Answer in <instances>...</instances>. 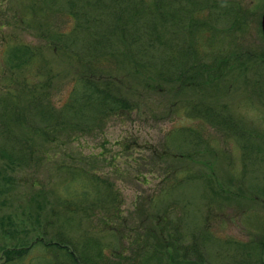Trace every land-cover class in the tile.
Listing matches in <instances>:
<instances>
[{"label":"rangeland","instance_id":"obj_1","mask_svg":"<svg viewBox=\"0 0 264 264\" xmlns=\"http://www.w3.org/2000/svg\"><path fill=\"white\" fill-rule=\"evenodd\" d=\"M263 12L0 0V264H264ZM109 27L102 67L134 108L92 99L78 113L77 61ZM21 44L41 57L22 72L9 60ZM11 78L45 86V111L24 87L13 101Z\"/></svg>","mask_w":264,"mask_h":264},{"label":"trees","instance_id":"obj_2","mask_svg":"<svg viewBox=\"0 0 264 264\" xmlns=\"http://www.w3.org/2000/svg\"><path fill=\"white\" fill-rule=\"evenodd\" d=\"M162 13V12H161ZM141 13L136 12L135 17ZM148 14V13H147ZM123 16L122 14L120 16H117V22L122 23L124 22V19L121 18ZM163 17H165V14H163ZM129 22V21H126ZM98 28V27H97ZM115 27H109L108 29L112 31ZM91 30V27H83V32H86L87 35L89 34ZM117 30V33L120 32L123 35H126V27H117V29H114V31ZM113 31L112 33H107L106 29L105 32L98 33L95 35L91 40L97 41L100 39H104L105 46L104 47H95V48H88L85 47L84 49V55L90 54V56H93V59H90L89 61H83L79 60L77 61L78 63H82V69H79V75H80V85H82V91L83 95L80 96V92L77 91L76 95L74 96V102H73V107L69 108H74L78 113H80V109L83 107H87L86 105L88 103L92 102L94 100H99V103L108 109L110 112H126L129 110H133L134 105L128 101V99L125 98L124 96V89L119 81L120 79L114 78L111 75H107L108 73L106 70L102 67L101 63V57L102 56H107V49L106 47H109V44L111 43V39L113 36ZM80 34V32H79ZM102 36V37H101ZM111 36V37H110ZM62 36H58L57 38H61ZM80 37V35H79ZM108 37H110L108 39ZM67 40H70L68 38ZM58 50V49H56ZM105 50V53H104ZM189 50H185L184 53L186 56H188ZM39 54V53H38ZM82 55V57L84 56ZM40 55H37L36 51H32L29 47H26L25 45L21 44L18 45L14 48L11 49L10 52V63H12V69L16 71H24V69L28 68L30 65H32L34 62L36 63L39 61ZM77 57L78 56H74ZM137 58V57H135ZM77 60V59H76ZM34 65V64H33ZM188 73L186 70L184 73ZM162 74V72L160 73ZM182 77V75L179 73L178 78ZM13 82L8 85L7 87V92L10 95V98L14 101V98L17 96L16 92H19L23 89L24 87V92L28 94L31 103L34 105L36 110H43L45 111V107H43V99L46 98V91L45 86L41 85L40 83H37V86L29 85L28 81L26 80H17L13 79ZM21 82H24L25 85H22ZM90 97V98H88ZM87 99V101H85ZM91 101V102H90ZM46 109H50V106L48 104V107ZM55 115V114H54ZM61 119L60 116L57 115L56 121H59ZM45 134H47V130L44 131ZM55 246H60L59 243L55 244ZM72 256V264H78L79 260L75 257L73 253H70Z\"/></svg>","mask_w":264,"mask_h":264},{"label":"water","instance_id":"obj_3","mask_svg":"<svg viewBox=\"0 0 264 264\" xmlns=\"http://www.w3.org/2000/svg\"><path fill=\"white\" fill-rule=\"evenodd\" d=\"M262 30H263V33H264V12H263V15H262Z\"/></svg>","mask_w":264,"mask_h":264}]
</instances>
